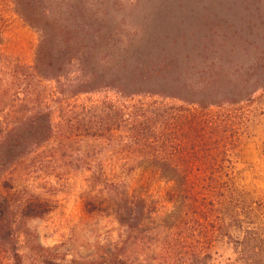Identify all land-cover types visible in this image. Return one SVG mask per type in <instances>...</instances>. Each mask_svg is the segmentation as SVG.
Listing matches in <instances>:
<instances>
[{"label": "trees", "instance_id": "obj_1", "mask_svg": "<svg viewBox=\"0 0 264 264\" xmlns=\"http://www.w3.org/2000/svg\"><path fill=\"white\" fill-rule=\"evenodd\" d=\"M183 1L14 0L15 14L40 40L31 67L0 55V106L6 119L36 115L45 143L54 130L48 108L52 102L62 141L84 134L113 145L118 137L117 145L128 159L140 160L86 168L89 180L117 178L115 171L126 179L140 174L148 180H168L171 222L163 226L168 238L152 258L155 264H188L195 257L207 264V247L215 236L232 242L241 264H264V199L253 200L216 182V171L220 175L225 167L229 137L226 123L211 110L216 99L233 106L264 90V0H217L221 19L216 22V45L198 33L213 27L204 21L209 8L198 0ZM123 18L130 24L142 20L161 34L144 37L147 32L140 28L135 38L123 43L117 28ZM43 82L55 87L47 90ZM104 90L128 100L161 102H136L117 110L106 102L70 106L81 95ZM166 100L182 105L170 106ZM77 110L85 119H79ZM35 209L31 202L23 206L29 219L41 215L29 214ZM98 209L127 237L152 221L147 202L128 191ZM192 240L202 243L198 252L192 250ZM120 249L109 245L103 262L122 264Z\"/></svg>", "mask_w": 264, "mask_h": 264}, {"label": "rangeland", "instance_id": "obj_2", "mask_svg": "<svg viewBox=\"0 0 264 264\" xmlns=\"http://www.w3.org/2000/svg\"><path fill=\"white\" fill-rule=\"evenodd\" d=\"M13 1L0 0V55L12 64L31 67L40 35L15 14ZM179 1L184 2L170 0V3ZM198 2L209 8L203 14L208 16L204 21L210 20L213 27L195 32L213 38L216 45V37H220L216 22L221 19L216 11L218 1ZM226 5L233 7L232 3ZM117 28L123 43L135 38L140 28L147 32L144 37L161 34L142 20L130 24L124 18L119 19ZM42 87L52 90L55 85L43 82ZM242 100L231 106L216 99V108L211 109L217 119L226 123L229 137L225 167L220 175L216 171V182L244 191L253 200H261L264 199V90ZM152 101L161 102L147 97L128 100L104 90L81 95L70 106L80 109L106 102L117 110L122 105ZM164 103L182 105L173 100ZM48 108L54 130L51 139L42 143L36 115L6 119L0 106V201L6 200L4 204L0 202V264H105L104 252L109 245L121 248L122 264H155L152 258L168 238L163 226L171 222L172 210L167 202L172 185L168 180H148L140 174L126 179L119 177V171L114 173L116 179L89 180L91 173L86 168L120 167L140 160L134 163L128 159L117 145L118 137L113 145L93 141L84 134H76L69 142L62 141L57 107L50 102ZM77 111L79 119H85L81 110ZM113 118L119 119L117 114ZM114 135L119 136L118 132ZM127 191L147 202L152 218L149 226L130 237L108 213L98 209L109 200L117 201ZM27 202L36 207L29 214L41 213L39 217L27 218L23 212ZM231 243L215 236L207 247L210 256L207 264H241ZM190 244L198 252L202 243L192 240ZM188 264L201 263L195 257Z\"/></svg>", "mask_w": 264, "mask_h": 264}]
</instances>
